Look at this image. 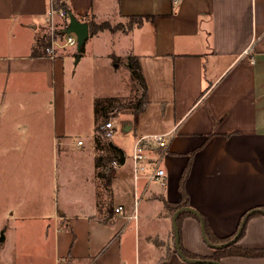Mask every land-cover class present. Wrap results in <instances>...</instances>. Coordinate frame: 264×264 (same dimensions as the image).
Listing matches in <instances>:
<instances>
[{
    "label": "crops",
    "instance_id": "0c3cea01",
    "mask_svg": "<svg viewBox=\"0 0 264 264\" xmlns=\"http://www.w3.org/2000/svg\"><path fill=\"white\" fill-rule=\"evenodd\" d=\"M63 1L85 22L110 14L153 16L120 32L121 42L134 37L121 50L137 56L149 103L116 115L137 130L126 146L111 141L114 124L110 141L124 159L111 170L108 186L96 176L93 140L90 152L75 153L77 176L88 175L87 185L77 180L86 198L64 192L55 206L54 163L79 146L68 140L61 96L62 56L69 52L30 54L34 30L45 29L48 0H0V199L8 208L17 199L24 215L32 213L25 216H54V251L59 260L68 255L67 264H205L178 256L173 213L164 211L162 198L179 200L178 179L192 152L184 187L216 236L230 235L245 212L264 206V0ZM248 47L253 62L242 55ZM142 134H168L167 146L151 143L136 178L131 155ZM156 159L164 175L148 181ZM119 205L122 212H114ZM181 244L194 254L213 253L190 216L181 219ZM237 244L264 247V215L247 221ZM221 264H264V258L231 256Z\"/></svg>",
    "mask_w": 264,
    "mask_h": 264
},
{
    "label": "rangeland",
    "instance_id": "374dc122",
    "mask_svg": "<svg viewBox=\"0 0 264 264\" xmlns=\"http://www.w3.org/2000/svg\"><path fill=\"white\" fill-rule=\"evenodd\" d=\"M103 2V0H96L98 5H102ZM126 20V17L110 14L106 19L98 20L97 23L107 21V24L116 27L119 24L123 25ZM145 28L139 32H145ZM40 31V28L34 30V39ZM104 31L103 35H89L84 41L82 51L77 52L76 44L57 50L58 53L69 52V54L64 53L62 56L64 90L61 94L67 114L65 119L69 133L68 140L69 142H76V144L80 140L81 144L73 146V153L66 158H64L65 155H59L57 163H54V178L57 183L54 196L55 206H60L63 203L61 199L64 192L68 195H84L83 198H86V191L79 186L87 185L88 175H83L81 178L77 176L78 172L75 166L77 156L75 153L83 150L87 154L93 148L94 101L118 96L125 99V104L130 105V103L137 102L142 92L128 67V54L121 50V46L130 45V41L134 37L132 38L130 35L124 42H121L120 32H123L122 30ZM148 49V46L145 45L144 50L147 51ZM72 52L75 53L74 56H72ZM77 53L83 55L82 60H77ZM146 98L148 105L147 94ZM157 103L153 102L152 108H156ZM157 106H159L157 107L158 110L163 109L162 105ZM127 107H121L118 113H122L123 116L128 115L127 113L134 114V109ZM107 120L111 121L113 125L115 124L116 128L115 135L110 137L111 141L129 146L132 142L133 133L135 129L137 130V125L134 124V127L128 132H121L120 117L114 116ZM86 157L85 164L88 163ZM81 179L83 180L81 183L79 182L78 186L77 180L80 181ZM20 206V202L14 199L11 207L8 208L0 199V238L2 237L0 239V264H67L69 256L59 260L54 251V216L46 220L25 216L32 213L24 215V209ZM70 232L72 234L71 230Z\"/></svg>",
    "mask_w": 264,
    "mask_h": 264
},
{
    "label": "trees",
    "instance_id": "16d2710c",
    "mask_svg": "<svg viewBox=\"0 0 264 264\" xmlns=\"http://www.w3.org/2000/svg\"><path fill=\"white\" fill-rule=\"evenodd\" d=\"M55 6L57 8L62 7L66 10L67 14L70 12L68 9L66 3L64 1L62 2H56ZM126 22L122 25L119 24L116 27H112L109 24H107V21L102 22H94L93 20H86L88 24V31L89 35L104 31V30H122L123 32L131 30L133 27L140 26L144 21L150 20L153 18L152 15L149 14H130L126 15ZM67 18V17H66ZM63 28L59 30L60 34H63V29L66 28L68 25V20L66 19L63 23ZM49 44L48 35L46 32V28L43 32H41L36 38L35 41L31 47V56L38 57V56H44L46 53V48ZM83 45L80 48V51H82ZM128 61V67L131 69L133 77L137 81L138 85L142 89L140 98L137 100V102L125 104L124 100L122 98H119L118 96H111L107 98L97 99L94 101V120H95V128H94V134H93V140H94V149L97 152L96 156V176L100 179L103 185L108 186L111 176V170L112 166L107 165L108 162H111L115 160L118 164L122 163L124 156L123 152L120 148L112 144L110 141V138L105 136L104 130L100 128V125L106 121L110 117H114L117 115L118 111L121 107H128L127 108H133L134 113L141 111L144 109L147 98H146V84L145 79L142 74L140 63L137 58V56L133 54L127 55ZM104 119V120H103ZM191 157L192 152L188 155V161L185 164L181 175L178 179V190L180 193L179 200L177 202H169L166 199L162 198L164 211L167 212L169 215H171L177 208L182 206H190L189 203V196L185 190L184 182L189 174L190 170V163H191ZM261 208L264 209V206ZM202 216V219L204 221V228L207 238L212 243H221L224 241H227L231 239L235 232L231 233L230 235L226 237H218L216 236L210 226L207 222L205 216L200 213ZM263 215L260 212H254L252 213L246 220L242 231L237 238V240L233 243H230L224 247L221 248H214L213 253L210 256H203L194 254L185 248L182 247L181 244V219L185 216H190L198 220L197 216L193 214L192 212L183 211L179 213L177 216L176 222L178 226V236H179V244L180 248L183 251V253L189 257V258H211L214 260H217L221 263L222 258L224 257H231V256H237V257H247V258H264V247H243L237 244L238 239L244 234L246 223L247 221L254 217ZM199 221V220H198ZM237 230V229H236Z\"/></svg>",
    "mask_w": 264,
    "mask_h": 264
},
{
    "label": "built area",
    "instance_id": "2783aa9c",
    "mask_svg": "<svg viewBox=\"0 0 264 264\" xmlns=\"http://www.w3.org/2000/svg\"><path fill=\"white\" fill-rule=\"evenodd\" d=\"M63 0H48V8L45 15V28L48 35L49 44L46 48L45 56L50 58H55L58 54V49H64L76 44V36L73 33H63L60 34L59 30L63 28L64 20H68V14L66 10L62 7L57 8L55 6L56 2H62ZM179 0H173L175 4ZM67 17V18H66ZM242 55L248 56L250 62L254 61L252 56V50L250 47L246 48ZM100 128L104 130L105 136L110 138L114 133V125L111 121H106L100 125ZM167 135L168 134H142L136 137L133 145L132 160L135 169V177L137 178V173L144 170L143 161L146 158V151L149 149L152 142L156 143L157 146L161 148H166L167 146ZM172 136L173 133H170ZM77 144H81L78 140ZM118 163L113 160L111 161V166L116 167ZM164 175V170L160 166V160L156 159L153 165V170L147 175L148 181L157 180L162 178ZM123 207L121 205L114 208V212L121 213ZM128 218L132 215L127 216ZM125 264V263H124Z\"/></svg>",
    "mask_w": 264,
    "mask_h": 264
},
{
    "label": "water",
    "instance_id": "95a60500",
    "mask_svg": "<svg viewBox=\"0 0 264 264\" xmlns=\"http://www.w3.org/2000/svg\"><path fill=\"white\" fill-rule=\"evenodd\" d=\"M63 33H73L76 36V49H77V52H79L81 46L84 44V41L86 40V38L89 35L88 24L85 21L78 20L71 12H68V25L66 26V28L63 29ZM76 55H77L76 57L78 58L79 53H77ZM130 128H131V122L129 120H123L121 123L120 131L121 132H128L130 130ZM183 211L192 212L193 214H195L197 216L199 223H200V231H201L202 239L208 246H210L213 249L214 248H221V247H224L230 243L235 242L237 240V238L239 237L247 218L252 213L260 212L261 214L264 215V209L261 207H256V208H252V209L248 210L242 216V218L239 222V225L237 227V230L231 239L224 241V242H221V243H212L209 241V239L206 236L205 228H204V221L202 219L200 212L191 206H182V207L177 208L173 212L172 218H171L173 232H174V243H175L176 252H177L178 256L185 262L205 263V264H221V263L218 262L217 260H214L211 258H189L183 253V251L180 248L179 236H178V226H177L176 219H177V216L179 215V213H181ZM0 239H2V237Z\"/></svg>",
    "mask_w": 264,
    "mask_h": 264
}]
</instances>
